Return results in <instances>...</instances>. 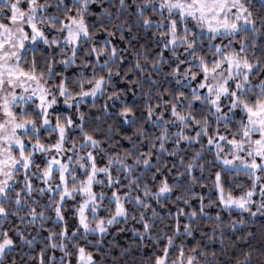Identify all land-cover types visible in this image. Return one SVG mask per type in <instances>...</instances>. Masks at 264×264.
Here are the masks:
<instances>
[{
  "label": "snow or ice",
  "instance_id": "snow-or-ice-1",
  "mask_svg": "<svg viewBox=\"0 0 264 264\" xmlns=\"http://www.w3.org/2000/svg\"><path fill=\"white\" fill-rule=\"evenodd\" d=\"M0 264H264V0H0Z\"/></svg>",
  "mask_w": 264,
  "mask_h": 264
}]
</instances>
